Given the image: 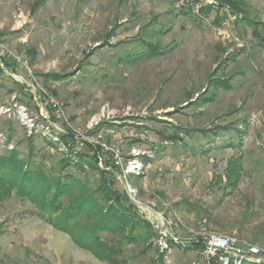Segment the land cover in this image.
I'll list each match as a JSON object with an SVG mask.
<instances>
[{
	"label": "rangeland",
	"instance_id": "rangeland-1",
	"mask_svg": "<svg viewBox=\"0 0 264 264\" xmlns=\"http://www.w3.org/2000/svg\"><path fill=\"white\" fill-rule=\"evenodd\" d=\"M35 1L0 0V41L23 55L71 125L85 131L104 122L100 128L121 132L122 141L109 143L123 156L129 146L148 150L149 160L140 159L150 166L130 174V185L144 204L182 217L178 234L190 227L235 235L257 244V260L264 261V47L255 44L251 27L235 22L222 0ZM244 1L248 18L264 22V0ZM205 4L212 7L208 14L196 16ZM106 39L109 45L95 47ZM149 45L158 54L145 56ZM133 53L144 58L126 57ZM45 72L69 75L46 82L37 75ZM213 72L230 87L209 86ZM14 73L11 66L0 73V104L14 94L33 108ZM204 90L211 101L188 105ZM51 120L59 132L61 123ZM193 128L211 131L204 136ZM0 133L6 139L0 137V154L17 149L24 159L26 137H32L31 167L41 164L58 174L62 155L77 161L76 154L59 150L47 136L29 134L15 118L0 115ZM173 133L180 139L162 138ZM239 155L240 176L229 186L226 161ZM65 171L82 177L73 166ZM114 172V189L128 199ZM37 211L15 192L0 204V264H109ZM169 244L170 252L159 260L155 241L148 249L123 243V264H189L196 257L195 247Z\"/></svg>",
	"mask_w": 264,
	"mask_h": 264
},
{
	"label": "trees",
	"instance_id": "trees-1",
	"mask_svg": "<svg viewBox=\"0 0 264 264\" xmlns=\"http://www.w3.org/2000/svg\"><path fill=\"white\" fill-rule=\"evenodd\" d=\"M41 1L36 0L35 5ZM232 15L235 22H244L252 29L256 45L264 47V22L248 18L247 4L244 0H222ZM211 5H201L197 9L196 16L207 15ZM226 15V14H225ZM214 21L220 24L222 17L218 16ZM108 34V38L112 36ZM109 45L108 39L96 45L101 48ZM111 46V45H110ZM155 48H147V55L158 54ZM32 53V51L28 50ZM131 60L143 59L141 53L127 54ZM2 67L0 66V72ZM69 74L56 72L39 73L43 81L61 80ZM208 84L213 87L229 88L227 80L217 77L215 72L208 76ZM204 90L199 96L190 100V104L211 101ZM104 122H99L91 131L98 130ZM194 131L207 135L211 129L193 128ZM212 132H216L213 130ZM8 134V140L10 139ZM165 138L180 139L176 133L163 136ZM31 136L26 137L28 144L27 159L20 158L17 149L6 150L0 154V204L13 192L20 197L28 198L37 208V213L52 225L55 229L65 232L80 248L90 252L100 261L109 264H123L126 259L123 256V243L140 242L143 249L153 245L156 231L151 223L143 218L130 203L124 193H120L113 187L112 171L98 165V156L102 154L96 146L86 144L77 152V161L66 155H62L58 161L59 173L52 174L44 170L41 164H30L32 154ZM230 146V144L228 145ZM241 156H230L224 168L225 183L235 186L242 169ZM73 166L82 177L74 176L65 171L66 167ZM113 167V165H111ZM221 181V178H218ZM90 183H93L91 187ZM107 232L110 238L101 237L100 233ZM157 258L161 260L166 252L154 246ZM242 264H264L261 260H244Z\"/></svg>",
	"mask_w": 264,
	"mask_h": 264
},
{
	"label": "built area",
	"instance_id": "built-area-1",
	"mask_svg": "<svg viewBox=\"0 0 264 264\" xmlns=\"http://www.w3.org/2000/svg\"><path fill=\"white\" fill-rule=\"evenodd\" d=\"M2 59L11 60L23 69L26 77L21 78L20 81L25 83L29 91L36 96L37 109L32 110L12 95L9 101L0 104V115L15 118L29 134L35 132L47 136L50 141L58 142L59 150L68 154H77L86 144L96 146L102 153L109 154L112 164L119 169L118 176L124 182L129 201L156 231L157 237L154 241L161 251L168 253L169 243L181 247H195L196 257L189 264H242L244 260H257L261 257L262 251L257 244L235 235L194 228L188 229L184 235L178 234L177 215L173 216L151 205L143 204L138 198L136 188L128 182L130 174H142L150 166L149 161L143 163L140 159L142 155L148 158L150 156L148 151L131 147L128 155L123 156L121 149L113 147L108 141L107 136L114 133L113 129L99 128L91 131L92 128L89 127L90 129L83 131L72 126L61 104L40 83L23 55L11 51L0 41V61ZM52 117L62 125L59 132L52 125ZM2 136L3 134L0 133V137L6 142ZM7 147L12 148V144L8 143Z\"/></svg>",
	"mask_w": 264,
	"mask_h": 264
},
{
	"label": "crops",
	"instance_id": "crops-1",
	"mask_svg": "<svg viewBox=\"0 0 264 264\" xmlns=\"http://www.w3.org/2000/svg\"><path fill=\"white\" fill-rule=\"evenodd\" d=\"M0 66L2 67V70H1V72L0 73H3V72H5V71H7L8 69H10V66L14 69V72L16 73V76H15V78H14V80H16L17 82H21L20 81V79H19V76H21V75H24V71H23V69L21 68V67H19V66H17L13 61H11V60H5V59H2L1 61H0ZM7 69V70H6ZM14 73V74H15ZM21 74V75H20ZM38 75V74H37ZM20 87H22V91L24 92V93H26L29 97H30V99H31V101H32V103L35 105L33 108H31L32 110H36L37 109V100H36V96H34L30 91H29V89H28V86L25 84V83H22L21 82V84L19 85ZM14 95V94H13ZM12 96V95H11ZM16 96V95H15ZM10 98V97H9ZM17 98V97H16ZM22 102V101H21ZM23 103V102H22ZM23 104H26V103H23ZM107 138H108V141L110 140V142H112V141H122L123 140V137L121 136V132H117V131H114V133L112 134V135H108L107 136ZM162 138H164V140H165V137H162ZM129 148H130V146H129ZM129 148H128V150H127V155H128V151H129ZM145 151H148V150H145ZM126 155V156H127ZM147 160H149L148 158H147ZM105 162H108V164H109V166H107L106 167V164H105ZM151 164V163H150ZM98 165L100 166V167H106V168H108L109 170H111L112 171V173L114 172V173H117V177L119 178V169L118 168H116L113 164H112V162H111V159H110V156H109V154H107V153H102L100 156H98ZM111 165H113V167L111 166ZM114 170V171H113ZM136 176V175H135ZM120 179V178H119ZM130 179V175L128 176V182L130 181L129 180ZM121 181H122V179H120ZM124 183V182H123ZM130 183V182H129ZM137 189V188H136ZM140 198V197H139ZM140 201H141V199H140ZM142 202V201H141ZM131 203V202H130ZM143 203V202H142ZM132 204V203H131ZM144 204V203H143ZM133 205V204H132ZM146 205V204H145ZM134 206V205H133ZM147 206H149V205H147ZM135 207V206H134ZM135 209H136V207H135ZM137 210V209H136ZM138 211V210H137ZM139 213V212H138ZM140 214V213H139ZM141 215V214H140ZM142 216V215H141ZM177 217L179 218L177 221H179L178 223H177V227H176V231L178 230L177 228L180 226V225H183V221H182V217L180 216V215H177ZM188 229H190V227L188 228L187 227V230ZM170 252V251H169Z\"/></svg>",
	"mask_w": 264,
	"mask_h": 264
}]
</instances>
